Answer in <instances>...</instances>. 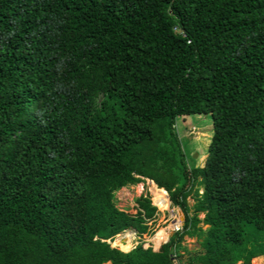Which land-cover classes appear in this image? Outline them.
<instances>
[{
  "label": "trees",
  "instance_id": "1",
  "mask_svg": "<svg viewBox=\"0 0 264 264\" xmlns=\"http://www.w3.org/2000/svg\"><path fill=\"white\" fill-rule=\"evenodd\" d=\"M205 113L204 166L187 167L176 118ZM146 179L182 229L121 247L115 236L145 233L157 207L142 195L127 213L115 194ZM261 253L264 0H0V264Z\"/></svg>",
  "mask_w": 264,
  "mask_h": 264
},
{
  "label": "rangeland",
  "instance_id": "2",
  "mask_svg": "<svg viewBox=\"0 0 264 264\" xmlns=\"http://www.w3.org/2000/svg\"><path fill=\"white\" fill-rule=\"evenodd\" d=\"M175 129L177 130L178 137L181 140V146L186 155L187 167H203L207 149L213 135V119L211 114L178 116L175 122ZM152 187L153 184L149 179H146L144 182L123 187L116 192L115 202L117 207L127 213H135V207L138 205L137 199L142 195H148L151 198L153 204L157 207V211L152 219L145 221V225L147 226L145 233H139L135 229L129 228L116 235L113 243L121 247L133 248L142 242L146 246L154 247L163 238L170 236L172 228L179 223L178 220L183 221L182 215H184V212L179 206L174 205L171 200L169 209L157 206L167 207L168 201L162 195L153 198ZM158 190L163 194L164 188H158ZM188 201L192 208L195 200L189 198ZM122 239L126 240L125 243H122ZM183 244L190 250L199 249L200 247V241L196 237L186 236ZM187 255V253L184 255L183 261L188 260ZM253 261L254 264H264V253L257 255ZM176 262L179 264V257H177ZM238 264H243V262L241 261Z\"/></svg>",
  "mask_w": 264,
  "mask_h": 264
},
{
  "label": "built area",
  "instance_id": "3",
  "mask_svg": "<svg viewBox=\"0 0 264 264\" xmlns=\"http://www.w3.org/2000/svg\"><path fill=\"white\" fill-rule=\"evenodd\" d=\"M178 221H179V223H177V224L172 228V231H174V232L180 231V230L182 229L183 224H182V222H181L180 220H178ZM169 239H170V236H168L167 239L164 240V241H162L160 244H165V243H167V242L169 241ZM176 260H177V255L174 254V261H175L176 264H178V263L176 262Z\"/></svg>",
  "mask_w": 264,
  "mask_h": 264
},
{
  "label": "water",
  "instance_id": "4",
  "mask_svg": "<svg viewBox=\"0 0 264 264\" xmlns=\"http://www.w3.org/2000/svg\"><path fill=\"white\" fill-rule=\"evenodd\" d=\"M182 219H183V221H182V224H183V223H184V220H185V216H184V215H182ZM174 233H175L174 231H171V232H170V237L173 236ZM122 250H123V249H122Z\"/></svg>",
  "mask_w": 264,
  "mask_h": 264
},
{
  "label": "bare ground",
  "instance_id": "5",
  "mask_svg": "<svg viewBox=\"0 0 264 264\" xmlns=\"http://www.w3.org/2000/svg\"><path fill=\"white\" fill-rule=\"evenodd\" d=\"M122 240H123V242H122V243H125V241H126V240H125V239H122ZM161 242H162V241H161ZM161 242H160V243H161ZM160 243H158V244H160ZM158 244L156 243V245H158Z\"/></svg>",
  "mask_w": 264,
  "mask_h": 264
}]
</instances>
